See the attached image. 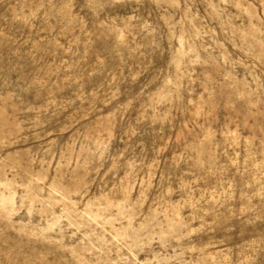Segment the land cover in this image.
<instances>
[{
  "label": "rangeland",
  "instance_id": "obj_1",
  "mask_svg": "<svg viewBox=\"0 0 264 264\" xmlns=\"http://www.w3.org/2000/svg\"><path fill=\"white\" fill-rule=\"evenodd\" d=\"M0 264H264V0H0Z\"/></svg>",
  "mask_w": 264,
  "mask_h": 264
}]
</instances>
